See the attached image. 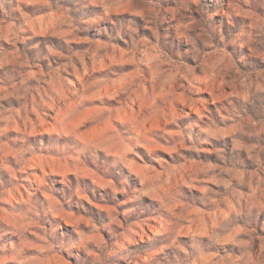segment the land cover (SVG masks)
I'll use <instances>...</instances> for the list:
<instances>
[{
	"label": "clouds",
	"instance_id": "9594fccd",
	"mask_svg": "<svg viewBox=\"0 0 264 264\" xmlns=\"http://www.w3.org/2000/svg\"><path fill=\"white\" fill-rule=\"evenodd\" d=\"M209 260L264 264V0H0V264Z\"/></svg>",
	"mask_w": 264,
	"mask_h": 264
},
{
	"label": "rangeland",
	"instance_id": "374dc122",
	"mask_svg": "<svg viewBox=\"0 0 264 264\" xmlns=\"http://www.w3.org/2000/svg\"><path fill=\"white\" fill-rule=\"evenodd\" d=\"M31 6V5H29ZM112 63L114 65L117 64V59L116 57H112ZM106 92H108V89H105ZM209 98L213 99V103H215V99L212 97L211 92L208 93ZM89 100L92 103H99V100L95 97H89ZM198 109L193 112V115H196L198 113ZM70 118H71V114H70ZM93 119V114L91 112L85 114L84 116L80 117L78 122L81 124V126H83L84 124H87L90 120ZM108 129V125L106 123L104 124H95L93 127L89 128L87 131V135L89 137L95 138V137H100L103 136L104 133L107 131ZM142 151H144L146 154L151 152L150 148H143ZM128 168L130 170H132L134 172V174H137L138 177H143L144 179H149V174H148V170L146 168L143 167H139L137 165V162L135 160H129L128 162ZM150 167V166H149ZM87 177L89 178L90 182L93 184L94 187L97 188L98 191L103 192L106 187L110 184V181L98 177L95 174L92 173H86ZM89 207H92L94 209L95 212H102L103 208L102 206L96 205V204H90ZM65 227L68 228H72L74 227V225L70 222H65ZM225 247H230L231 245H224ZM66 259V258H65ZM208 264H212V261L209 260Z\"/></svg>",
	"mask_w": 264,
	"mask_h": 264
}]
</instances>
